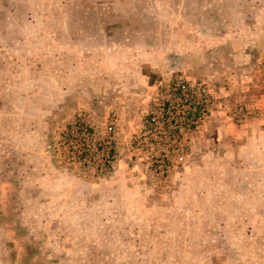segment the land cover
Masks as SVG:
<instances>
[{
    "label": "rangeland",
    "instance_id": "obj_1",
    "mask_svg": "<svg viewBox=\"0 0 264 264\" xmlns=\"http://www.w3.org/2000/svg\"><path fill=\"white\" fill-rule=\"evenodd\" d=\"M0 264H264V0H0Z\"/></svg>",
    "mask_w": 264,
    "mask_h": 264
}]
</instances>
